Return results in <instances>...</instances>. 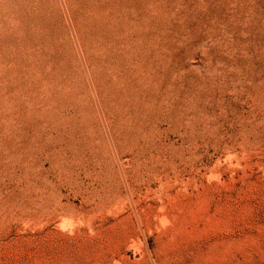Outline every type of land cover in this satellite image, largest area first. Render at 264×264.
<instances>
[{
  "label": "rangeland",
  "instance_id": "1",
  "mask_svg": "<svg viewBox=\"0 0 264 264\" xmlns=\"http://www.w3.org/2000/svg\"><path fill=\"white\" fill-rule=\"evenodd\" d=\"M91 1L0 0V264H264V0Z\"/></svg>",
  "mask_w": 264,
  "mask_h": 264
},
{
  "label": "bare ground",
  "instance_id": "2",
  "mask_svg": "<svg viewBox=\"0 0 264 264\" xmlns=\"http://www.w3.org/2000/svg\"><path fill=\"white\" fill-rule=\"evenodd\" d=\"M89 1H90V0H89ZM92 1H93V0H92ZM92 1H91V2H92ZM94 1H95V0H94ZM95 2H96V1H95ZM95 2H94V3H95ZM98 2H99V1L97 0V3H98ZM101 2H102V1H101ZM103 3H104V2H103ZM92 4H93V3H92ZM90 5H91V4H90ZM95 5H96V4H95ZM98 5H99V4H98ZM116 5H117V4H116ZM120 5H121V4H120ZM100 6H101V5H100ZM105 6H106V5H105ZM107 6H108V5H107ZM90 7H93V5L90 6ZM96 7H98V6H95V8H96ZM88 8H89V7H88ZM102 8H103V7H102ZM86 9H87V8H86ZM97 9H99V8H97ZM104 9H105V8H104ZM117 9H118V8H117ZM93 10H94V9L92 8L91 11H93ZM114 10H115V9H114ZM88 11H89V9H88ZM103 11H104V10H103ZM103 11H102V12H103ZM94 12H95V11H94ZM91 13H92V12H91ZM94 14H95V13H94ZM118 14H119V13H118ZM90 15H91V14H90ZM97 15H98V14H97ZM101 15H102V14H101ZM103 15H104V14H103ZM120 15H121V14H120ZM120 15H119V16H120ZM91 16H92V15H91ZM98 16H99V15H98ZM112 16H113V14H112ZM109 18H111V16H110ZM113 18H114V17H113ZM102 19H103V18H102ZM106 19H107V18H106ZM115 19H116V18H115ZM7 20H8V19H7ZM90 20H91V19H90ZM94 20H95V19H94ZM98 20H99V19H98ZM109 20H110V19H109ZM111 20H112V19H111ZM117 20H119V19H117ZM103 21H104V20H103ZM114 21H115V20L113 19V22H114ZM94 22H95V21H94ZM109 22H110V21H109ZM106 23H107V22H106ZM115 23H116V22H115ZM118 23H119V22H118ZM112 24H113V23H112ZM116 24H117V23H116ZM107 25H108V24H107ZM113 25H114V24H113ZM111 26H112V25H111ZM119 26H120V25H119ZM125 26H126V25H125ZM125 26H124V27H125ZM117 28H118V27H117ZM126 28H127V27H126ZM99 29H101V27H100ZM115 29H116V28H115ZM115 29H114V30H115ZM104 30H105V28H104ZM104 30H103V31H104ZM127 30H129V29H127ZM103 31H102V32H103ZM120 31H121V30H120ZM122 31H123V30H122ZM125 31H126V30H125ZM5 32H6V31H5ZM109 32H110V31H109ZM113 32H114V31H113ZM126 32H127V31H126ZM117 33H118V32H117ZM127 33H128V32H127ZM99 34H100V33H99ZM124 34H125V32H124ZM110 35H111V34H110ZM118 35H119V33H118ZM122 35H123V34H122ZM105 36H106V35H105ZM120 36H121V35H120ZM118 37H119V36H118ZM121 37H122V36H121ZM98 39H99V38H98ZM119 39H120V38H119ZM99 40H100V39H99ZM105 40H106V39H105ZM100 41H101V40H100ZM114 41H115V37L112 36V39H111L109 45L112 44V46H114V44H113ZM128 41H129V40H128ZM131 41H132V40H131ZM137 42H138V41H137ZM131 44H132V43H131ZM134 45H135V44H134ZM136 45H137V44H136ZM129 46H130V43H129ZM101 47H102V46H101ZM138 47H139V46H138ZM120 48H121V47H120ZM131 48H132V47H131ZM134 48H135V47H134ZM134 48H133V49H134ZM29 49H31V50H32V49L35 50L34 48H29ZM139 49H140V48H139ZM139 49H138V50H139ZM33 50H32V51H33ZM119 50H120V49H119ZM29 51H30V50H29ZM121 51H122V50H121ZM123 51H124V50H123ZM135 51H136V49H135ZM139 51H140V50H139ZM14 52H15V51H14ZM110 52H111V51H110ZM125 52H126V51H125ZM140 52H141V51H140ZM34 53H35V52H34ZM131 53H132V52H131ZM21 54H22V53H21ZM36 54H37V53H36ZM122 54H123V53H122ZM133 54H134V53H133ZM135 54H136V53H135ZM23 55H24V54H23ZM39 55H40V54H39ZM105 55H108V54L105 53L104 56H105ZM117 55H118V54H117ZM128 55H129V54H128ZM136 55H137V54H136ZM123 56H124V55H123ZM132 56H133V55H132ZM32 57H33V56H32ZM118 57H120V56H118ZM18 58H19V57H18ZM24 58H25V57H24ZM33 58H34V57H33ZM30 59H31V57H29V60H30ZM103 59H104V58H103ZM105 59H106V58H105ZM105 59H104V60H105ZM126 59H127V58H126ZM128 59H129V58H128ZM131 59H132V58H131ZM33 60H34V59H33ZM129 60H130V59H129ZM132 60H133V59H132ZM26 61H27V60H26ZM34 61H35V60H34ZM34 61H33V63H35ZM119 61H120V60H119ZM18 62H19V61H18ZM23 62H24V61H23ZM31 62H32V61H31ZM102 62H103V61H102ZM120 62H121V61H120ZM128 62H129V61H128ZM84 64H85V63H84ZM136 64H137V63H136ZM30 65H31V64H30ZM32 65H33V64H32ZM114 65H115V64H114ZM116 65H117V64H116ZM18 66H19V65H18ZM119 66H120V65H119ZM121 66H122V65H121ZM129 66H131V65H129ZM132 66H133V64H132ZM135 66H136V65H135ZM22 67H23V66H22ZM29 67H30V66H29ZM44 67H45V65H44ZM117 67H118V66H117ZM14 68H15V67H14ZM14 68H13V69H14ZM25 68H26V67H25ZM30 68H31V67H30ZM33 68H34V65H33ZM109 68H110V66H109ZM128 68H129V67H128ZM16 69H17V68H16ZM18 69H19V68H18ZM120 69H121V68H120ZM130 69H131V68H130ZM27 70H28V69H27ZM27 70H26V71H27ZM110 70H114V71H115V69H113V68L110 69ZM127 70H129V69H127ZM13 71H14V70H13ZM17 71H18V70H17ZM104 71H105V70H104ZM107 71H108V70H107ZM120 71H121V70H120ZM14 72H15V71H14ZM20 72H21V71H20ZM22 72H23V70H22ZM39 72H40V71H39ZM138 72H139V71H138ZM28 73H29V71H28ZM30 73H32V72H30ZM33 73H35V71H33ZM36 73H37V72H36ZM120 73H121V72H120ZM122 73H123V72H122ZM18 74H19V73H18ZM20 74H21V73H20ZM31 75H32V74H31ZM108 75H109V74H108ZM116 75H117V74H116ZM124 75H125V74H124ZM126 75H127V74H126ZM17 76H18V75H17ZM36 76H37V75H36ZM36 76H35V77H36ZM39 76H40V75H39ZM39 76H38V77H39ZM106 77H107V76H106ZM118 77H119V76H118ZM121 77H122V76H121ZM31 78H32V77H31ZM108 78H109V77H108ZM133 78H135V77L133 76ZM39 79H41V78H39ZM118 79H119V78H118ZM126 79H127V78H126ZM33 80H34V79H33ZM122 80H123V79H122ZM37 81H38V80H37ZM41 81H42V80H41ZM124 81H125V80H124ZM124 81H122V82H124ZM128 82H129V81H128ZM42 83H43V82H42ZM113 83H114V82H113ZM119 84H120V82H119ZM133 84H134V83H133ZM125 85H126V84H125ZM128 85H129V84H128ZM41 86H42V85H41ZM116 86H117V85H116ZM118 86H119V85H118ZM120 86H121V85H120ZM39 88H40V86H39ZM40 89H41V88H40ZM40 89H39V90H40ZM114 89H115V88H114ZM126 89H127V88H126ZM126 89H125V90H126ZM47 94H48V93H47ZM114 94H115V93H114ZM124 94H125V93H124ZM47 97H48V96H47ZM49 97H50V96H49ZM49 97H48V98H49ZM43 100H44V99H43ZM45 100H46V98H45ZM49 100H50V99H49ZM34 101H35V100H34ZM40 102H41V101H40ZM38 103H39V102H38ZM41 104H42V103H41Z\"/></svg>",
  "mask_w": 264,
  "mask_h": 264
}]
</instances>
